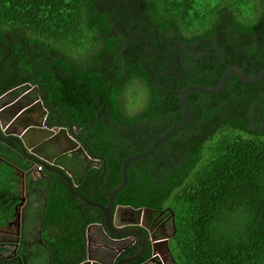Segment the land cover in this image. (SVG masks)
I'll return each mask as SVG.
<instances>
[{
	"label": "trees",
	"instance_id": "obj_1",
	"mask_svg": "<svg viewBox=\"0 0 264 264\" xmlns=\"http://www.w3.org/2000/svg\"><path fill=\"white\" fill-rule=\"evenodd\" d=\"M169 34L175 36L165 44ZM176 39L204 40L216 50L214 56L212 51L187 56L190 73L182 75V87L214 86L229 65L257 73L264 69V0H0V93L33 78L53 83L56 74L39 63L46 54L54 69L88 86L90 92H78L94 97L95 113L107 106L114 121L134 123L159 114L154 112L159 90L140 59L163 76L172 60L179 69ZM242 47L250 56L244 62ZM149 48L162 52L154 60ZM134 80L144 83L147 97L145 110L136 116L123 105ZM170 82L175 86L176 77ZM58 92L66 102L69 90ZM203 95L188 94L190 123L181 139L166 145L178 161L165 176L154 184L152 173L142 172L136 184L130 168L127 187L142 200L128 202L170 207L177 264H264V77L243 82L231 75L220 92L207 95L212 102L206 108L199 99ZM168 108L177 115L172 124L183 118L181 107ZM69 111L75 115L73 105ZM193 121L197 125L190 127ZM112 140L107 137L105 149L112 148ZM120 146L124 157V139ZM107 174L119 182L120 162ZM67 204L56 201L50 207L58 211L55 219L64 221L61 209ZM79 240L75 232H65L67 250ZM8 262L0 257V264Z\"/></svg>",
	"mask_w": 264,
	"mask_h": 264
},
{
	"label": "flooded vegetation",
	"instance_id": "obj_2",
	"mask_svg": "<svg viewBox=\"0 0 264 264\" xmlns=\"http://www.w3.org/2000/svg\"><path fill=\"white\" fill-rule=\"evenodd\" d=\"M171 37L170 34L167 36L165 44L170 42ZM177 41L175 53L179 56V69L175 66L176 61L172 60L163 76L154 67L148 66L146 59H140V64L148 70L159 90L154 111L159 114L139 118L134 123L114 121L107 106L95 113L94 97L85 96L83 92H90L88 86L81 78L54 69L46 54L39 56V63L56 74L52 76L53 83L33 78L0 93V177L5 183L0 187V257L6 262L79 264L90 250L94 259L105 264H177L172 250L176 226L170 207L132 205L128 202L129 198L137 202L142 199L132 195L127 185L130 168L137 174L136 184L140 183L142 172H151L154 184L165 176L173 162L178 161V157L166 150V145L170 139L177 141L183 137L190 119L150 154L139 158L143 159L142 164H136L135 160L129 163L127 184L114 197L112 217L108 223L103 209L88 204L90 201L108 207L106 193L121 182L124 159L139 152V146L148 148L176 124H172L177 119L176 113L171 109L169 113L167 109L168 106L175 107V110L179 107L183 109L178 89L183 88L182 75L190 73L187 56L201 54L203 57L210 51L212 56L216 54L214 47L204 40L194 44ZM258 46V43H252V47ZM241 51L244 62L250 56L243 47ZM161 52L148 49V55L154 60L155 55ZM173 76L176 77L175 86L170 82ZM60 89L69 90L66 102L58 92ZM78 89L83 91L78 92ZM199 99L205 108L212 102L207 94ZM127 104L126 97L124 108ZM71 105L75 115L70 116ZM143 110L145 108L140 112ZM125 112L130 113L127 109ZM138 113L133 114L136 116ZM77 115H84L83 119L79 121ZM169 124L172 125L168 127ZM196 125L193 121L190 127ZM108 136L113 137V146L105 149L109 145ZM119 137L127 144L124 157L120 156L123 151ZM110 152L117 156H107ZM119 162L120 181L112 183L113 177L107 173L113 164ZM159 162H162L161 167H158ZM62 200L69 201L65 209H61L64 221L55 219L58 211L53 212L50 208L56 201ZM100 225L104 228L103 234L96 237ZM67 231L75 232L80 239L68 250L65 242ZM86 231L89 240L85 239ZM96 240L109 247L107 256L98 254L94 246ZM87 244L90 249H87ZM134 255L138 257L126 261ZM171 255L174 260H171Z\"/></svg>",
	"mask_w": 264,
	"mask_h": 264
},
{
	"label": "water",
	"instance_id": "obj_3",
	"mask_svg": "<svg viewBox=\"0 0 264 264\" xmlns=\"http://www.w3.org/2000/svg\"><path fill=\"white\" fill-rule=\"evenodd\" d=\"M147 45V44H146ZM148 46V45H147ZM231 75H236L240 80H242L243 82H255L261 78L264 77V69H262L261 71L252 74V75H248L246 74L240 67L235 66V65H229L224 72L222 73L220 80L218 82V84L211 86V87H205L199 84H195V83H191L183 88L178 89V94H179V98L184 110V116L183 118L177 122L172 128H170L167 132H165L163 135H161L159 138H157L156 140H154L152 142V144L146 148L143 151H139V152H135L133 154H130L129 156H127L124 161L122 162V166H121V173H122V179L121 182L114 187L113 189L110 190V192H107L106 195L108 196V207L102 205V204H98L95 202H88V204H92L94 206H97L101 209H103L106 213V222L108 223L110 221V218L112 217V211H113V206H114V197L117 194V192H119L120 190H122L128 181V174H127V168L129 163L134 160V159H139V158H143L145 156H147L148 154H150L154 149H156V147L158 145H160L162 142H164L165 140H167L168 138H170L171 136H173L176 131H178L179 129H181L184 125L187 124V122L189 121L190 117H191V110H190V106H189V102L187 99V95L189 92L191 91H197L199 93L202 94H215L220 92L226 85L229 77ZM26 110V109H25ZM51 131H49L50 133ZM126 207L131 208L132 210H136L133 206L131 205H127ZM98 230L96 231V237L100 236L103 234V226H98ZM112 235V234H111ZM85 239L89 240V235L88 232L86 231L85 234ZM98 254L101 257H105L107 256V252L109 250V247L104 243L101 242L100 240H96L95 244H94ZM87 249L89 248V245H86ZM90 250L87 251V254L85 256V259L83 262L79 263V264H105L104 262H102L101 260H96L94 259L91 255H90ZM138 257V255H134V256H130L128 258H126V261H131L134 260ZM171 260H174L173 256L171 255Z\"/></svg>",
	"mask_w": 264,
	"mask_h": 264
},
{
	"label": "rangeland",
	"instance_id": "obj_4",
	"mask_svg": "<svg viewBox=\"0 0 264 264\" xmlns=\"http://www.w3.org/2000/svg\"><path fill=\"white\" fill-rule=\"evenodd\" d=\"M126 96L128 98L126 109L130 113H138L146 107V88L142 81H132L128 86Z\"/></svg>",
	"mask_w": 264,
	"mask_h": 264
}]
</instances>
